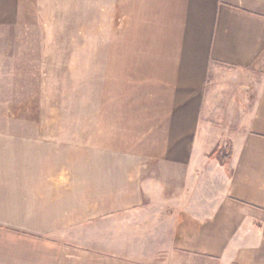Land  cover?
Wrapping results in <instances>:
<instances>
[{"label": "crops", "instance_id": "obj_1", "mask_svg": "<svg viewBox=\"0 0 264 264\" xmlns=\"http://www.w3.org/2000/svg\"><path fill=\"white\" fill-rule=\"evenodd\" d=\"M0 94V264H264V0H0Z\"/></svg>", "mask_w": 264, "mask_h": 264}, {"label": "rangeland", "instance_id": "obj_2", "mask_svg": "<svg viewBox=\"0 0 264 264\" xmlns=\"http://www.w3.org/2000/svg\"><path fill=\"white\" fill-rule=\"evenodd\" d=\"M107 14H100L97 11H92L91 12V21L90 22H84L82 20V14H76V21H75V27L73 29V34H74V40H75V53L78 54V59H76L75 64H76V74L78 75V79H76V102H80L82 101L81 98V92H82V54L84 51H86V48L89 47L90 49V53H91V59H92V70H94V62L97 63V58H98V52H99V41L101 37H105V36H109L110 34H113L114 29L113 28H99V17L100 20H104L105 16ZM106 22L103 21V24H105ZM90 25V26H89ZM69 34H70V30H69ZM84 42L87 44H84ZM89 44V46H88ZM94 59H97L96 61H94ZM92 73H94L92 71ZM95 82L97 83V77H94L93 75L91 76V84H95ZM225 87V84L220 86V90H223L222 88ZM221 93L223 94V91H221ZM10 99H14V97H16V101L19 99L20 94H10ZM2 97L6 98V95L4 94H0V99ZM220 96L218 95V98ZM224 98H226L227 100H233L232 102L233 105H229V109L227 110H220V116L221 115H226L225 112L228 111V118L229 120H227L226 118H223L222 121H224L225 123L223 125H219V130L220 132H222V128L223 127H232L234 126V124L236 125L240 118H241V105H242V94L240 92H238V90L236 92H234V94L231 95V92H226V94L224 95ZM18 104V103H17ZM237 104H240L239 107ZM22 110H11L12 113H19ZM29 111V110H28ZM30 112V111H29ZM31 113V112H30ZM0 114H1V110H0ZM32 115H34V113L32 112ZM221 136V133H220ZM222 140V139H221ZM230 146V142H226V140H222L220 141V145L218 146V149L216 150L218 157L221 156L222 154L227 152V148H229ZM120 222L116 223V224H111V229L115 230L117 228H123L126 229L125 223H123L122 225H119ZM110 229V231H112ZM123 237L121 238V236H115V234L112 232V235L108 236V238L114 237L113 239H118L121 238L122 239V243L125 244L127 243L126 240V236L125 233L124 235H122ZM121 243V242H120ZM126 251H129L128 249Z\"/></svg>", "mask_w": 264, "mask_h": 264}, {"label": "trees", "instance_id": "obj_3", "mask_svg": "<svg viewBox=\"0 0 264 264\" xmlns=\"http://www.w3.org/2000/svg\"><path fill=\"white\" fill-rule=\"evenodd\" d=\"M232 155H233L232 147L227 148V152L220 156L221 162L227 163L231 159Z\"/></svg>", "mask_w": 264, "mask_h": 264}]
</instances>
